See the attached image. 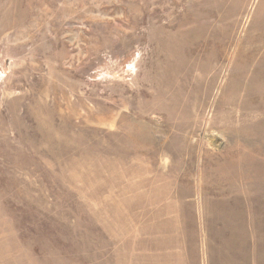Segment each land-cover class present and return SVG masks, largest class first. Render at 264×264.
Segmentation results:
<instances>
[{
	"label": "rangeland",
	"instance_id": "rangeland-1",
	"mask_svg": "<svg viewBox=\"0 0 264 264\" xmlns=\"http://www.w3.org/2000/svg\"><path fill=\"white\" fill-rule=\"evenodd\" d=\"M0 264H264V0H0Z\"/></svg>",
	"mask_w": 264,
	"mask_h": 264
},
{
	"label": "bare ground",
	"instance_id": "bare-ground-1",
	"mask_svg": "<svg viewBox=\"0 0 264 264\" xmlns=\"http://www.w3.org/2000/svg\"><path fill=\"white\" fill-rule=\"evenodd\" d=\"M187 88V87H186ZM188 89V88H187ZM179 92V91H178ZM190 92H188V94H189Z\"/></svg>",
	"mask_w": 264,
	"mask_h": 264
}]
</instances>
